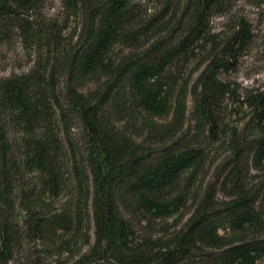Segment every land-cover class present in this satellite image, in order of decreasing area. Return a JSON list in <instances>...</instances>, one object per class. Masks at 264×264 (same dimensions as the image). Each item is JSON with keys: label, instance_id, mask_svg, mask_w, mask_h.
Here are the masks:
<instances>
[{"label": "trees", "instance_id": "obj_1", "mask_svg": "<svg viewBox=\"0 0 264 264\" xmlns=\"http://www.w3.org/2000/svg\"><path fill=\"white\" fill-rule=\"evenodd\" d=\"M61 1L84 22L71 47L58 52L57 70L0 77V264L11 259L23 232L48 238L59 251L77 246L63 264H254L263 258L264 179L251 183V169H264V92L247 98L255 136L232 133L220 183L225 199L207 192L170 237H139L135 229L186 206L190 186L181 184L182 176L195 177L205 160L203 142L218 140L223 130V104L233 94L226 75L255 39L250 23L239 18L225 36L211 33L210 20L224 12L225 0H165V11L146 19L141 0ZM38 4L0 0V23L17 26ZM200 42L208 55L189 85L179 67ZM118 44L137 51L117 59ZM58 70L67 77L63 91ZM82 83L94 87L80 91ZM188 95L191 135L184 128ZM25 174L35 186L20 196L25 228L17 229L11 197ZM70 188V205L48 209L46 199Z\"/></svg>", "mask_w": 264, "mask_h": 264}, {"label": "rangeland", "instance_id": "obj_2", "mask_svg": "<svg viewBox=\"0 0 264 264\" xmlns=\"http://www.w3.org/2000/svg\"><path fill=\"white\" fill-rule=\"evenodd\" d=\"M226 8L224 12L216 13L210 20L211 33L223 37L233 28L234 23L243 18L247 20L254 33V41L248 47L237 62L236 68L231 70L226 79L233 88V94L229 95L223 104L221 124L222 132L216 141H204V163L195 171V177L188 179V173L184 174L181 184L187 183L190 186V194L180 212L165 219H157L151 223L149 228L145 220L137 222L135 229L137 236L143 237L151 235L154 237L167 238L180 229L197 201H202L207 192L210 194L219 193L220 200L225 199L220 191V183L226 172V161L232 155L231 139L232 133L237 131L243 140L255 136L256 131L251 121L253 108L249 105L247 98L255 93L264 92V0H225ZM165 0H141V9L144 19L153 17L163 9ZM17 26L0 23V77L10 74L27 73L31 70L50 72L57 70L55 63L58 52L62 49L66 51L71 47L80 32L84 18L81 14L72 15L66 9L61 0H39V4L31 9L28 14L20 15ZM42 25L43 28L39 29ZM66 49V50H65ZM137 51L133 47L122 44L115 46L113 57L119 59L124 53ZM191 59L185 66H180L183 73V80L191 85L197 78L202 68L208 46L204 42L198 43L191 48ZM55 79L59 83V90L63 91L66 84V75L58 70ZM94 85L82 83L80 91L92 89ZM192 108V98L187 97V110L185 119V131L188 135L194 132L193 121L190 119ZM170 116L162 119L167 122ZM112 120L117 127H121V121L112 115ZM61 136L64 135V126L60 121ZM70 132L74 138L79 137L80 128L73 122ZM63 138V137H62ZM138 139H141L139 137ZM251 183L255 184L264 179V169H251ZM35 186V185H34ZM33 186V178L30 174H25L16 183L14 194L11 199L15 203L12 220L16 222L17 229H24L22 223L24 212L20 207V196H28L27 192ZM38 188V186H37ZM72 203V189H68L62 196L55 199H46L48 209L54 211L60 207ZM3 213V206L0 202V220ZM220 234L231 236L228 229H219ZM93 242L91 233L90 243ZM48 238H34L22 233L21 244L18 245L7 264H63L75 257V247L69 250L59 251ZM87 250L84 246L82 251ZM254 264H264V257L257 259Z\"/></svg>", "mask_w": 264, "mask_h": 264}]
</instances>
